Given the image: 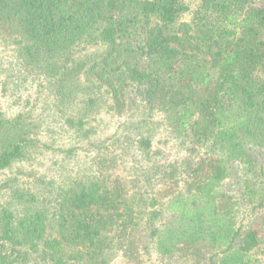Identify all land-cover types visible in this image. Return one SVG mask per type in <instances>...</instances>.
<instances>
[{"label": "trees", "instance_id": "16d2710c", "mask_svg": "<svg viewBox=\"0 0 264 264\" xmlns=\"http://www.w3.org/2000/svg\"><path fill=\"white\" fill-rule=\"evenodd\" d=\"M0 41L57 94L76 86L135 131L112 141L117 155L96 146L91 174L56 186L50 206L13 188L22 208L0 203V264H108L114 246L134 255L136 233L161 259H264L226 186L259 157L264 184V0H0ZM80 115L65 122L86 139ZM32 130L0 114V170L30 156ZM158 130L178 159L154 158Z\"/></svg>", "mask_w": 264, "mask_h": 264}, {"label": "rangeland", "instance_id": "374dc122", "mask_svg": "<svg viewBox=\"0 0 264 264\" xmlns=\"http://www.w3.org/2000/svg\"><path fill=\"white\" fill-rule=\"evenodd\" d=\"M184 1L192 9L201 2ZM187 16L188 14H184L183 17ZM20 62L21 59L14 48L0 41V114L6 119L24 118L33 128L32 132H36L32 136L39 140L29 157L0 170V182L7 183L6 188L0 192V203H10L16 211L22 206L12 198L13 188L31 192L36 195L38 203L50 206L52 192L56 186L68 182L69 178L91 174L93 170L91 159L97 152L96 146L103 149L109 146V154L117 155L121 151L120 147H114L112 141L118 137L123 141L124 134L134 136L135 133L133 126L129 127L133 133L128 127L123 129V124L131 118L129 113L118 115L109 112L107 106L97 99L94 105L92 101L87 100V92L73 89L76 86L57 94L52 87L54 84H50L44 74L25 71ZM70 89L73 94L68 92ZM80 114H86L85 128L91 127L94 130L86 139L76 135L65 122L67 118H77L76 116H81ZM131 119L134 120L133 117ZM128 143L121 142L124 147ZM153 150L157 152L154 158L161 164L179 158L176 142L166 139L161 130L155 134ZM128 159L130 160L129 157ZM261 163L259 157L252 166L239 164V171L226 182V186L236 193L235 196L240 202L239 208H236L237 222L244 225L252 224L263 234L264 184L261 183ZM118 172L121 174V171ZM244 181L248 187H245ZM239 186L241 188L243 186L245 192H242L243 189L240 191ZM140 234H135L132 257L125 256L123 250L114 246L108 264H191L190 258L179 255L166 259L159 258L154 253L150 240H146L147 237L143 238ZM249 264H264V259L256 251L250 255Z\"/></svg>", "mask_w": 264, "mask_h": 264}]
</instances>
